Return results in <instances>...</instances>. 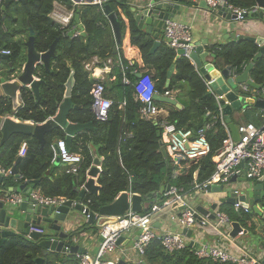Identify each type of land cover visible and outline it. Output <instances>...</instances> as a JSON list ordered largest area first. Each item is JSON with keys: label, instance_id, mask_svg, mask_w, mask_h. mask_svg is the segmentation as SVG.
<instances>
[{"label": "trees", "instance_id": "trees-1", "mask_svg": "<svg viewBox=\"0 0 264 264\" xmlns=\"http://www.w3.org/2000/svg\"><path fill=\"white\" fill-rule=\"evenodd\" d=\"M4 1L0 0V49L9 50L10 54L8 62L0 59L4 65L6 63L9 65L0 76L9 77L20 71L25 45L15 40L14 36L21 29L27 31L28 23L35 30L36 51H47L52 43L57 41L48 68L39 64L34 72V75L41 80L38 87L39 99H36L29 88H23L19 95L20 106L14 111L11 100L2 97L0 116L9 115L18 120L35 123L54 116L64 98L65 84L72 74L74 83L70 98L73 105L79 108L71 109L68 119L79 123L90 122L93 127L91 130L77 133L69 144V150L80 153L82 157L78 171L74 174L66 173L65 168L59 169L58 172L50 168L54 165L50 162V144L54 139L64 138L62 129L58 128L46 134L43 146L33 136L11 135L3 144L0 143V164L3 168L9 169L19 158L17 171L20 177L16 178L11 174L5 177L2 181L4 188H17L20 180L23 182L35 180V187L40 188L45 195L74 200L78 196L77 189H80L86 181V172L92 166L94 152L102 157L101 170L97 177L99 191L97 196L86 193L81 198V202L92 212H99L101 206L112 202L123 191L145 195L151 192L157 193L161 186L167 184L188 191L193 186L195 172L197 183H203L210 177L214 171L212 157L227 134L218 119L206 131L210 152L198 160L186 159L176 164L167 149L166 156L160 151L161 128L151 120L140 117L142 104L134 99L132 86L122 82L121 70L117 66L113 67L102 80L89 77L84 69L85 61L93 56L99 57L100 60L108 56L116 57L113 55L115 41L112 28L108 24V18L97 5L86 4L71 8L70 3L67 2L69 9L73 11V17L67 27H61L49 16L55 0H10L3 10ZM124 2L125 0H107L106 4L116 12L121 32L128 29L129 43L140 55L142 63L152 70L148 73L152 74L156 89L163 93L175 89L178 83L185 84L184 106L182 109L171 108L168 111V121L173 122L177 128L192 130L213 121V115L217 114V103L206 89L194 66L183 56L176 58L175 52L165 42L150 53L154 40L138 28L133 12ZM227 2L238 7H251L256 0H227ZM16 9L20 12L19 17L15 15ZM75 14L79 16L85 36L78 34L72 37L70 34L72 26L76 27ZM122 16L126 17L127 24ZM211 50L216 58L223 60L225 66H231L235 73L239 74L245 68V63L253 60L258 46L244 39L237 44L211 46ZM171 64H174L175 73L170 84L165 88L166 73ZM250 70L253 81L264 89V57ZM128 77L132 82L137 80L135 74H128ZM98 81L104 85V96L112 100L105 120H98L92 110L93 98L90 89L92 84ZM123 101L125 104L121 106ZM263 123L264 119L261 123L254 124L260 126ZM22 141L27 143L26 152L18 157L17 149ZM162 145L166 148L165 143ZM131 172H133L132 181ZM220 209L224 210L232 221H238L251 232L255 231L256 215L251 210L248 213L241 211L238 215L237 212L227 208V204H221ZM40 249L37 242L22 235L8 237L0 248V264H35ZM142 257L146 264H233L198 259L190 247L170 253L161 247L157 239L151 241ZM58 262L78 264V260L74 257L62 261L57 255L53 257L48 255L44 260V264Z\"/></svg>", "mask_w": 264, "mask_h": 264}, {"label": "built area", "instance_id": "built-area-1", "mask_svg": "<svg viewBox=\"0 0 264 264\" xmlns=\"http://www.w3.org/2000/svg\"><path fill=\"white\" fill-rule=\"evenodd\" d=\"M155 1L160 0H147V3L151 6ZM106 2L107 0H90L91 4L97 5L103 12ZM204 2L212 12L225 9L235 16V20H242L254 7L234 6L228 3L227 0H204ZM52 16L61 27H67L73 17V12L71 10L63 13L54 10ZM164 24L163 35L167 46L175 53L183 48L185 50L183 57L191 60L190 53L194 48L191 27L173 18H167ZM77 34L78 32L74 31V36ZM0 54L9 55L10 51L0 49ZM83 65L91 78L100 80L104 78V75L110 73L115 66L121 70L122 82L132 86L134 99L140 101L142 104L140 108V117L144 120H151L155 125L161 128L166 149L173 156V160L176 164L186 159L198 160L200 157L210 152L211 148L206 138V131L217 119L220 121V124L224 127L227 134L222 140L220 148L212 157L214 171L203 183L195 182L196 176L194 173V182L190 190L184 191L183 188L170 185L168 190L161 193L158 198H155L156 200L140 212L131 211L130 209L122 215H101L99 212H93V222L98 230L101 241L94 257H90L87 253H78V264H122L119 258H111V255L119 246V244H117L118 239L134 229L138 230V234L135 240H133L130 249L140 257L144 255L147 246L154 239L159 240L161 247L170 253L190 247L189 243L193 241V244L195 243L196 245L190 248L194 256L198 259H209L219 263L264 264V260H262L261 257L253 253L252 250L245 248L243 245L237 246L235 250H230L224 245L225 240L230 239L228 233L231 230L232 223V220L225 211L216 208L213 211V219H210V212L202 215L201 218H197L191 203V199L193 198L192 193L205 191L207 185L226 184L232 176H244L246 179L256 180L262 175L264 171V123L260 126H256L252 122L240 123L238 125L239 139L237 141L233 140L225 122L221 96L213 91L210 87V80H205L197 69L196 72L217 103V114L213 115V121L196 130L177 128L173 122L158 117L161 110L154 98L156 95L169 97L171 91L166 90L160 93L155 87L152 75L149 73L141 74L137 80L132 82L128 74L131 73L136 75L138 73L137 70L133 68L132 61L124 63L120 56L116 58L107 57L103 60H100L98 57H92L90 60L85 61ZM229 73L232 76L237 75L232 68ZM240 89L246 92L248 86L246 84L241 85ZM90 94L93 98L92 110L95 117L98 120H105L109 108L112 105V100L104 96L103 83L101 81L93 83ZM124 104L125 101L122 102L121 106ZM50 151V162L52 164L58 161L65 165L66 173H77L82 157L80 153L70 151L69 148L66 147L64 139L52 142L50 144ZM25 152L26 143L24 142L19 148V154L22 156ZM0 173L7 175L9 170L3 168L0 164ZM83 187L84 184L80 186V188ZM233 190L236 196L240 194V188H233ZM28 199L30 201H35L38 205L52 207L60 206L66 201V199L61 196L45 195L38 189H31L28 194ZM21 200V195L15 193L10 194L7 198V201L13 204L19 203ZM157 200H163V203L159 204L156 202ZM167 206L173 207L174 212L170 216V219L177 224L181 230L192 229L193 233L190 237H187L182 231H163L161 233H156L154 231L152 225L153 217ZM83 207L82 214L88 218V213H85L87 205L83 203ZM233 207L235 211L239 213L241 211L244 213L250 211L249 208L241 207V203L238 199L235 200ZM197 223L204 227H211L215 230L218 238L213 241L202 240L199 233L193 231ZM31 231L42 232L34 228H31Z\"/></svg>", "mask_w": 264, "mask_h": 264}, {"label": "water", "instance_id": "water-1", "mask_svg": "<svg viewBox=\"0 0 264 264\" xmlns=\"http://www.w3.org/2000/svg\"><path fill=\"white\" fill-rule=\"evenodd\" d=\"M10 0H5L2 9L4 10L7 3ZM24 1V0H20ZM90 2V0H88ZM173 0H160L155 1L151 6L148 5L147 0L142 5L138 6L136 12H133V18L138 26V28H146V32L153 34L157 37L159 33L164 32V21L167 18H173L174 13H170L168 8ZM261 8H264V0H257ZM202 3H205L202 0ZM173 8L178 9L179 5H173ZM104 13L112 25L116 40L118 45L121 43V30L118 16L112 8L106 4L104 6ZM218 15L225 16L226 19H235V16L227 12L225 9L217 10ZM260 15L264 18L263 11ZM74 19H78V15L75 14ZM28 38L25 42L26 46V61L22 69L11 76H0V98L6 97L11 100L13 110L15 111L20 106V91L23 88H29L36 99H39L38 87L41 80L35 75V69L39 64L48 68L49 59L54 55L55 52V40L50 48L44 52H38L34 48V37L35 30L28 23ZM81 35H85L81 32ZM231 37H236L235 34H231ZM238 39L243 38L250 40L258 45L259 49L255 54L253 61L250 62L244 72L232 76L229 72L231 66L226 65L225 67L218 69L212 62H208L207 58L211 57L215 59L216 56L212 52L204 51L202 45L206 42H194V48L190 53V59L193 65L198 69V71L203 75L205 80H210V87L213 91L221 96V101L223 103V113L227 127L231 133L233 140L237 141L239 139L238 125L234 124L230 120V115L233 110L242 109L245 106L255 105L264 109V99L256 98L254 96L250 97L246 92L241 91L239 84L246 83L248 86L254 89L260 88L253 80L248 78L249 70L253 67L254 62L257 61L264 54V36H237ZM159 42L154 41L150 52H153L158 46ZM216 45V44H215ZM213 45V46H215ZM115 53V49L113 50ZM185 50L183 48L177 51V58L183 56ZM0 59H9V55L0 54ZM174 65H170L167 70V77L165 80V86L169 85V81L172 75ZM141 74H138L140 77ZM74 80L71 74L68 78L65 86L64 98L58 106V110L54 116L49 117L43 122L35 123L33 121H22L14 118L13 116L4 115L0 116V142H4L11 135L22 134L25 136H34L38 139L41 145L45 143V134L53 131L54 129H62L65 134L66 147L69 148L70 141L73 136L84 130H91L92 124L72 122L68 119V113L71 109H78L79 106L73 105L70 94L72 90ZM155 100L161 102H167L171 104H176V102L166 96L156 95ZM162 140L160 141V151L163 156H166V149L162 145ZM19 158L16 160L14 165L10 170V174L19 177L17 171V163ZM58 164L59 162H55ZM101 170V157L94 152L93 153V163L90 169L87 171V180L84 183V187L77 189L78 196L73 199H67L63 204L57 207L52 206H42L35 203V201H30L28 199V194L30 190L34 187L35 180H27L20 184L17 188L2 186V181L8 175H3L0 173V247L7 240L8 237L14 235H22L24 237L28 236L29 239L37 242L40 249V255L35 259L36 264H43L44 258L50 253L62 252L74 254L76 252H81V248L77 244L69 243V235L63 231L62 225L66 221H70L75 212H81L84 209L81 198L86 193H91L97 196L99 191V185L95 183V179ZM264 171L262 175L250 182L241 190L240 194L236 196L233 188L229 185H217L211 184L207 185L205 192L208 194L213 193H223L215 201H213L209 208L204 207L202 204H197L193 206L195 210V216L201 218L202 215L210 212V219L214 218L213 211L218 208L221 204H234L235 200L238 199L241 203V207L249 208L253 213L261 216L264 219V214L256 205V202L264 198ZM130 180H133V172L130 174ZM235 180V176L230 178L229 183ZM169 184L161 186L159 191L151 192L145 195H140L137 193H132L129 191H123L118 194V196L109 204L101 206L99 208V213L101 215H122L127 210L140 212L142 211V202L148 201L152 203L155 198H158L161 193L169 189ZM20 194L21 202L10 203L7 198L10 194ZM88 213V222L93 221L94 213L88 209H85V213ZM240 215L239 212H237ZM232 229L229 233L230 237L242 236L247 234V229L244 228L238 221H232ZM31 228L41 230L42 232L31 231ZM183 234L187 237L192 235V229H183ZM27 238V237H26ZM122 240L120 237L117 241L119 244ZM189 246H193V241H190Z\"/></svg>", "mask_w": 264, "mask_h": 264}, {"label": "crops", "instance_id": "crops-1", "mask_svg": "<svg viewBox=\"0 0 264 264\" xmlns=\"http://www.w3.org/2000/svg\"><path fill=\"white\" fill-rule=\"evenodd\" d=\"M145 1L146 0H125L124 3L129 8L130 11L135 13L138 6L145 3ZM67 2L70 3L71 8H77V7H80L82 5L91 4L88 0H55L53 2V9H52L49 16L59 26H60V24L53 18L52 13L54 10H58V11H61L63 13H65L66 11H71V9H69V7L67 5ZM175 4L179 5L178 9L173 8V5H175ZM252 6H254V7L250 10V12L242 20L226 19L225 16L218 15L217 12H212L210 10V8H208L205 3H202V0H189L188 2H182L180 0H173L170 3L168 11L170 13L175 14L173 19L180 21V22H183V23H186L191 27V34H192L194 42H197V43L203 42V41L206 42L205 44L202 45L203 50L212 53L211 46H213L215 44H216L215 46L218 47L219 45L237 44L238 42L244 40V37L243 38L240 37V39H238L237 36H257V35H263L264 36V18L262 15H260L261 11H263V13H264V8L260 7L257 0ZM15 15H16V17H19L20 12L18 9L15 10ZM106 17H107V15H106ZM122 18L125 21V23L127 24L126 17L122 16ZM75 21H76V27L72 26V30L70 32L72 37H74V31L78 32V34H81V32H84L82 30V27H81V22L79 20V16H78V19ZM107 21H108V24L110 25V27L112 28V25L110 24L108 19H107ZM0 23H1V20H0ZM142 30L146 32L145 27ZM112 31H113V28H112ZM233 33L236 36L234 38L231 37V34H233ZM113 34H114V31H113ZM147 34L154 41L156 40L159 42L156 49L161 45L162 42H165V38H164L163 33H159L157 35V37H154L152 33L151 34L147 33ZM28 35H29V33H28V27H27V31L21 29L14 36V39L23 42L25 45V42L28 38ZM77 35H75V36H77ZM114 41H115V44H114L113 50L115 49V53H113V55L116 57L120 56V58L122 59L123 62H124V60H126V62H124V63H127V61H132L133 62V68L136 69L138 72L136 74L137 78H138V74L152 72V70L149 68L148 65H145L142 63L140 55H138L136 53L135 49L130 45L128 29L124 30L123 33L121 32V43L122 44L120 46L117 43L115 34H114ZM258 49H259V47H258ZM120 51H121V54H120ZM176 54L177 53H175V55ZM23 55H24V60H23L22 67L26 61V46L24 48V54ZM93 57H97V56H93ZM108 57H111V56H108ZM116 57H112V58H116ZM263 57H264V54L257 61H255L254 64L260 62L263 59ZM176 58H177V56H176ZM4 60L5 59H3V61ZM189 61L193 65L192 61L191 60H189ZM207 61L212 62L215 65V67L218 69L225 67L223 60L221 58L217 57L215 59H212L211 57H208ZM5 62H8V59H6ZM1 63L2 64L0 67V74L4 73L9 66L8 63H6L5 65L3 62H1ZM248 64L249 63H245V66H244L245 68L243 69L242 72H244V70L246 69ZM22 67H21V69H22ZM194 68H195V70H197V68L195 66H194ZM174 73H175V67L172 71L171 78H172ZM108 74H106V75H108ZM149 74H151V73H149ZM106 75H104L103 77L105 78ZM166 77H167V73H166ZM171 78H170L169 84L171 82ZM248 78L253 80L251 77V70H249ZM244 84H246V83L239 84L238 86L240 87L241 85H244ZM164 87L167 88V86H165V83H164ZM170 91H171V94H170L169 98L173 99L176 102V104H171V103L161 102V101L156 100V102H157V104L161 110L159 115H158L159 118L167 119L168 118L167 117L168 111L171 108L182 109L184 106L185 84L184 83H178L177 87L175 89L170 90ZM246 93L250 97L254 96L256 98L264 99V89H261V87L258 89H254V88H251L250 86H248V90L246 91ZM262 119H264L263 108L256 107L255 105H251V106L248 105V106L243 107L242 109L233 110L231 115H230L231 122L236 124V125H239L240 123L247 122V121L254 122V123H261ZM62 132L64 133L63 130H62ZM48 133H50V132H48ZM48 133H46V134H48ZM34 138H36V137H34ZM60 139L65 140V134H64V138H60ZM60 139H54L52 142H55V141L60 140ZM161 140L164 143L163 138H161ZM4 142H0V143L3 144ZM24 142L25 141H22L20 146ZM43 145H41V146H43ZM20 146L17 149L18 157H21V155L19 154ZM101 161H102V157H101ZM53 166L50 168L54 169V171H57V172L59 171V169L62 170L63 168H66L65 165H63L61 163H58V164L54 163ZM58 166H59V168H58ZM55 167H57V168H55ZM11 168L7 169V170H9V173L7 175H10ZM18 175H19V173H18ZM195 176H196V172H195ZM19 177H20V175H19ZM87 178H88V176H87V172H86V180H87ZM229 181H228V183H226V185H229L232 188H240V189L242 188L243 189L247 185V183H250L254 180L246 179L244 176H237V177H235V180L233 182L229 183ZM22 182L23 181L20 180V184ZM263 182H264V179H263ZM95 183H97V178L95 179ZM223 185H225V184H223ZM32 189L40 190V188L35 187V184H34V187ZM220 196H223V193L208 194L205 191H198V192L192 193L193 198L191 199L192 200L191 203L193 206H197V204H202V205H204V207L209 208V205L213 201H215L217 198H219ZM154 200H156V199H154ZM263 201H264V198L260 199L259 201L256 202V205L261 210L262 214H264ZM149 204L150 203L147 200L145 202L143 201L142 202V210L146 209V207H148ZM220 206L221 205L218 206L219 209H220ZM227 208H229L232 211H235L232 204H227ZM173 212H174L173 207L167 206V207H164L160 212L156 213V215L153 217V222H152L153 223L152 224L153 229L156 233H161L163 231H179V232L182 231L179 228V226L177 224H175L170 219V216L173 214ZM255 215L256 216L254 217V220L257 222V227H256L254 232L247 230L248 232L245 235L236 236V237H230L229 236L230 239L225 240L224 245H226L230 250H235V248L237 246L243 245L245 248L252 250L253 253H255L256 255L261 257L262 260H264V219L257 214H255ZM72 217L73 218H71L70 221L68 220L62 225V229L64 232H66L69 235L70 240H67V241L69 243L73 242V244H77L81 248L82 251L76 252L74 254L54 252V253L49 254L50 257L57 255L59 258L62 259V261H65L67 258H70V257H74V259H77L78 253H82V252L87 253L90 257H94L95 254L97 253L101 238L98 234V230H97L96 226L94 225L95 223L93 221L89 223L88 218L84 214H82L81 212H75ZM231 229H232V226H231ZM193 231L195 233H199L200 238L202 237V240H205V241H213V240L218 238V235L216 234L215 230H213L209 226H206V227L201 226L199 223H197L194 226ZM230 231H229V233H230ZM229 233H228V235H229ZM137 234H138L137 229L132 230L128 234H124L122 236L121 242L119 243V246L116 248V251L111 255V258H113V257L119 258V260L121 261L122 264H146L145 262H143L144 260H143L142 256L141 257L138 256V254H136L133 250L130 249V246H131L133 240H135ZM193 236H194V234H193ZM26 237L29 239L28 236H26ZM193 245L195 246L196 244L194 243ZM47 256L44 258V260L47 258ZM35 264H36V262H35ZM43 264H44V262H43ZM57 264H61V263L58 262Z\"/></svg>", "mask_w": 264, "mask_h": 264}, {"label": "rangeland", "instance_id": "rangeland-1", "mask_svg": "<svg viewBox=\"0 0 264 264\" xmlns=\"http://www.w3.org/2000/svg\"><path fill=\"white\" fill-rule=\"evenodd\" d=\"M198 192V191H197ZM157 203H159V204H162L163 203V200H157L156 201ZM251 242V241H250Z\"/></svg>", "mask_w": 264, "mask_h": 264}]
</instances>
